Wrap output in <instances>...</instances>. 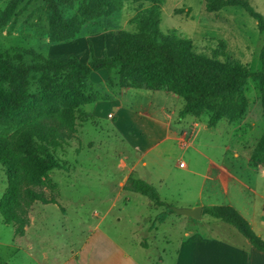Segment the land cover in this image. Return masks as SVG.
Returning a JSON list of instances; mask_svg holds the SVG:
<instances>
[{
    "label": "rangeland",
    "instance_id": "rangeland-1",
    "mask_svg": "<svg viewBox=\"0 0 264 264\" xmlns=\"http://www.w3.org/2000/svg\"><path fill=\"white\" fill-rule=\"evenodd\" d=\"M10 1H0V13L5 11ZM69 1L76 6L73 13L78 14L77 6L83 0ZM156 1L163 3L162 37L176 36L190 40L197 54L215 57L221 62H238L254 74L261 72L260 55L264 47V33L259 31L257 22L243 8L229 7L211 14L206 11V0ZM246 1L264 17V0ZM30 4H33V9L28 8ZM45 4V0H25L19 9L27 5V22L38 15L39 20L45 21ZM147 4L122 0L120 11L103 18L93 19V9L81 16L89 20L86 25L88 30L116 31L119 27L136 33L134 26H124L123 21L128 16L137 15L142 5ZM7 20L5 17L4 25ZM18 21L11 29L5 26L0 31V55L4 60L18 64L21 61L30 63L33 58L13 51L21 43L16 33L23 31V35L30 38V32H33L28 27L20 28ZM115 78L118 79L117 76ZM0 89L8 90L9 86L0 84ZM90 90L95 97L94 103L108 98V92L102 85L93 84ZM33 91L37 93L39 88ZM246 96L249 100L246 116L237 122L224 118L214 129L203 131L199 148L204 151L207 148L214 149V156L219 158L227 147L240 141L255 152L264 136V110L261 93L254 79L248 83ZM65 104L70 106L76 121L74 132L69 133L66 126L61 127L70 136L63 147L54 152L55 158L64 167L50 171L43 179L44 186L36 189L48 199H56L58 204L43 205L35 202L26 206L27 211L24 212L29 226L34 221L26 238L14 241V225L3 226L0 222V261L4 264H175L180 239L185 236L184 228L179 226L156 232L155 229L162 222L160 218L168 215L167 208L157 209L148 198L130 194L129 183L124 189L121 188L128 176L122 170L121 160L134 152L123 142L111 122L94 120L84 112L86 105L81 106L80 112H76V104L68 99L54 98L48 104L39 99L33 110L0 122V135L7 137L21 132L25 125L39 116L58 115ZM210 117L211 114L206 112L194 120L195 124H199L201 129L204 125L209 128ZM229 129L236 133L228 136L225 132ZM189 131H186L188 135ZM182 146H186L183 140ZM150 175L148 172L145 178L150 179ZM131 178L136 176L132 175ZM153 184L160 195L164 193L159 185L155 182ZM9 186L8 169L0 165V204ZM169 189L171 192L176 191L174 187ZM164 199L169 200L167 197ZM210 219V222L215 220ZM165 237L172 242L171 245L165 243ZM27 245H32L31 251L25 248ZM15 246L23 249L18 251ZM185 258L189 259L187 254Z\"/></svg>",
    "mask_w": 264,
    "mask_h": 264
},
{
    "label": "trees",
    "instance_id": "trees-1",
    "mask_svg": "<svg viewBox=\"0 0 264 264\" xmlns=\"http://www.w3.org/2000/svg\"><path fill=\"white\" fill-rule=\"evenodd\" d=\"M136 1L149 4L142 5L130 21L136 33L120 32L119 53L115 57H96L91 42V61L88 64H82L76 57L67 61L48 60L34 49L21 47L13 51L33 58L32 62L21 61L18 64L4 60L0 55V84L9 86L8 90L0 89V122L33 110L39 99L46 104L54 98L68 99L76 104V112H80L81 106L94 103L90 78L102 70L110 74L107 83L110 89L166 91L176 95L184 103L180 119H197L206 112L210 113L209 128L216 127L224 118L237 122L246 116L249 108L246 88L251 79L255 80L261 93L264 110V47L260 55L262 70L258 74L238 62H221L218 58L197 54L192 41L161 36L162 2ZM21 2L25 3V0H11L5 11L0 13V31L5 26L11 29L17 25L18 18L27 12V5L19 9ZM121 2L83 0L77 6V14L73 13L75 5H71L69 0H45V21L25 22L20 28L33 29L30 35L36 40L48 38L52 43L66 42L79 37L86 29L89 20L81 15L93 9V19L103 18L120 11ZM229 7L243 8L257 22L259 31L264 33V17L248 1L206 0V11L211 14ZM5 17L8 20L4 25ZM19 33L23 34V31ZM35 88H39L37 93L33 91ZM69 108L65 104L58 115L39 116L25 125L21 132L7 137L0 135V165L8 169L10 177L9 189L0 204V214L6 225H14L17 237H23L29 226L24 212L27 207L35 202L58 204L56 199H48L36 189L44 186L43 179L50 171L64 167L54 152L63 147L70 136L61 127L66 126L69 133L74 132L76 117ZM251 165L264 166V136L252 155ZM128 189L147 197L157 209L167 208L168 215L175 214L153 185L130 178ZM203 214L230 225L254 249L264 254V240L234 207L204 208ZM168 215H163L161 221Z\"/></svg>",
    "mask_w": 264,
    "mask_h": 264
},
{
    "label": "crops",
    "instance_id": "crops-1",
    "mask_svg": "<svg viewBox=\"0 0 264 264\" xmlns=\"http://www.w3.org/2000/svg\"><path fill=\"white\" fill-rule=\"evenodd\" d=\"M32 6L30 4L28 8ZM25 13L18 18L20 27L28 20ZM134 16L124 19V26H129ZM35 17L28 22H39V15ZM121 31L125 30L119 27L116 31L84 29L79 37L62 43H52L48 38L36 40L31 35L27 38L18 32L16 35L21 43L16 47L34 49L48 60L67 61L76 57L82 64H88L91 61L89 42L93 44L96 57H115L119 53ZM109 78L106 70L92 74L90 81L104 86L108 98L85 106L84 112L96 121L111 122L123 142L134 152L121 160L122 170L128 174L121 188L127 186L133 175L136 176L134 179L154 187V182L159 185L164 192L160 195L162 201L176 205L171 207H201L202 210L214 206L234 207L264 240V166L251 165L254 149L236 141L219 158L215 157L214 149L204 151L198 146L202 140L201 133L214 128L204 125L201 129L193 117L180 119L183 103L176 95L166 91L110 89L107 86ZM188 130L190 135L186 132ZM229 131L225 132L228 136L236 133L235 130ZM182 140L186 146H182ZM186 159L194 161L197 168L180 169L179 163ZM148 172L150 179L145 178ZM142 173L144 176H141ZM170 187L176 188V191L171 192ZM130 194L138 193L130 191ZM211 220L204 214L200 221L173 214L168 215L155 230L184 228L185 236L179 241L175 264H264V254L254 249L236 229L216 219ZM0 222L11 227L4 224L1 214ZM33 222L26 228L25 236L14 234L13 240L26 238ZM164 241L167 245L172 244L167 237ZM19 247L15 246L21 251L23 248ZM25 248L31 251L33 247L27 245ZM186 254L189 259L185 258Z\"/></svg>",
    "mask_w": 264,
    "mask_h": 264
},
{
    "label": "water",
    "instance_id": "water-1",
    "mask_svg": "<svg viewBox=\"0 0 264 264\" xmlns=\"http://www.w3.org/2000/svg\"><path fill=\"white\" fill-rule=\"evenodd\" d=\"M171 209L175 214L179 216L192 218L197 221H200L202 219L203 210L201 207H196V208L171 207Z\"/></svg>",
    "mask_w": 264,
    "mask_h": 264
},
{
    "label": "built area",
    "instance_id": "built-area-1",
    "mask_svg": "<svg viewBox=\"0 0 264 264\" xmlns=\"http://www.w3.org/2000/svg\"><path fill=\"white\" fill-rule=\"evenodd\" d=\"M179 168L195 170L197 168V164L194 161L186 159L179 163Z\"/></svg>",
    "mask_w": 264,
    "mask_h": 264
}]
</instances>
